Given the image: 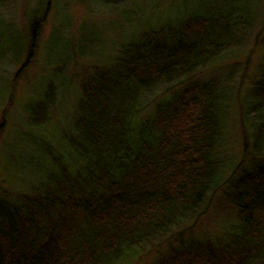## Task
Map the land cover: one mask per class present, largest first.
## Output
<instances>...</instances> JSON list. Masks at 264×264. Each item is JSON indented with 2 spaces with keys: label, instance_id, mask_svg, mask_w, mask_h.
<instances>
[{
  "label": "trees",
  "instance_id": "obj_1",
  "mask_svg": "<svg viewBox=\"0 0 264 264\" xmlns=\"http://www.w3.org/2000/svg\"><path fill=\"white\" fill-rule=\"evenodd\" d=\"M84 1L130 4L113 70L85 76L60 142L29 132L7 153L29 189L16 202L0 197V264H130L157 239L194 227L221 188L238 215L225 239L181 240L163 264H264V64L239 96L237 163L222 151L233 88L189 79L232 54L254 0H177L163 11L154 0ZM48 4L39 1L23 34L0 22V62L28 67ZM56 34L49 52L68 60L70 42ZM66 86L57 69L44 79L25 108L29 126L46 122ZM156 87L168 88L150 99ZM12 95L0 75V104Z\"/></svg>",
  "mask_w": 264,
  "mask_h": 264
},
{
  "label": "rangeland",
  "instance_id": "obj_2",
  "mask_svg": "<svg viewBox=\"0 0 264 264\" xmlns=\"http://www.w3.org/2000/svg\"><path fill=\"white\" fill-rule=\"evenodd\" d=\"M39 1L0 0V22L11 25L21 34L25 33L27 17L38 8ZM48 1V16L41 27L34 59L28 67L23 69L21 63L11 61L0 62V75L13 90L10 100L0 104V197L9 202L26 196L29 187L25 172L18 176L13 172L7 153L15 151L16 140L29 132L43 134L52 144L60 142L65 134L70 133L78 116L77 102L83 80L89 73L112 72V58L116 56L124 34L121 27L126 28L120 12L131 9L127 2L119 6H101L84 0ZM172 1L177 0H154L157 11H163ZM254 3V21L238 35L239 41L233 46L232 54L216 61L215 65L208 64L189 78L191 81L215 80L233 88V98L227 103V137L222 151L235 163L240 161L242 152L239 96L250 90L264 64V0H254ZM56 33L64 35L70 42L68 60L49 52L51 38ZM90 33H95L98 40L90 39ZM78 47L85 53L79 52ZM54 69L67 79V86L49 109L46 122L33 128L29 126L26 105L38 98L36 90ZM165 88L156 87L147 96L153 99L168 87ZM205 208V213L194 227L187 229V224L182 225L168 236L157 239L130 264H163L181 240L225 239L227 231L238 220L235 207L226 198L225 188L216 192Z\"/></svg>",
  "mask_w": 264,
  "mask_h": 264
}]
</instances>
